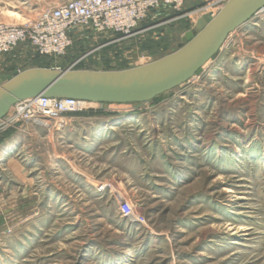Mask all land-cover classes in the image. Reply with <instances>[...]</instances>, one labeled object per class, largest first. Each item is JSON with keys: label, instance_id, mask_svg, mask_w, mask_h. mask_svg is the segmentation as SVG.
Wrapping results in <instances>:
<instances>
[{"label": "rangeland", "instance_id": "rangeland-1", "mask_svg": "<svg viewBox=\"0 0 264 264\" xmlns=\"http://www.w3.org/2000/svg\"><path fill=\"white\" fill-rule=\"evenodd\" d=\"M64 1L0 0V23ZM214 1L151 10L129 36L76 27L55 59L19 44L0 55V75L154 61ZM65 123L0 132V264H264L263 16L179 87L138 105H90Z\"/></svg>", "mask_w": 264, "mask_h": 264}, {"label": "water", "instance_id": "water-1", "mask_svg": "<svg viewBox=\"0 0 264 264\" xmlns=\"http://www.w3.org/2000/svg\"><path fill=\"white\" fill-rule=\"evenodd\" d=\"M264 0H224L215 15H202L178 47L160 58L123 70L34 67L0 75V120L18 102L42 97L98 105H138L198 76L228 36L255 21Z\"/></svg>", "mask_w": 264, "mask_h": 264}, {"label": "built area", "instance_id": "built-area-1", "mask_svg": "<svg viewBox=\"0 0 264 264\" xmlns=\"http://www.w3.org/2000/svg\"><path fill=\"white\" fill-rule=\"evenodd\" d=\"M183 1L68 0L59 6L39 11L20 25L0 23V55L11 52L19 44H28L38 56L55 59L63 56L71 45L69 35L76 27H88L96 33L129 36L149 11L164 7L179 12ZM223 1L215 0L211 7L216 8L217 12ZM216 12L209 11L208 15L213 16ZM256 16L264 18V7ZM90 104L73 99L42 97L24 100L13 105L4 119L0 120V132L13 128L18 122L60 130L66 125L67 115L80 113Z\"/></svg>", "mask_w": 264, "mask_h": 264}, {"label": "crops", "instance_id": "crops-1", "mask_svg": "<svg viewBox=\"0 0 264 264\" xmlns=\"http://www.w3.org/2000/svg\"><path fill=\"white\" fill-rule=\"evenodd\" d=\"M66 1H68V0H65L64 2H66ZM184 1H187V0H184ZM204 1H207V0H198V2H194L193 3V5H192V7H194V6H197L196 4L197 3H202V2H204ZM63 2V3H64ZM188 6H190V5H187L186 7H188ZM201 17V16H200ZM200 17H198L197 19H196V21H195V23L198 21V19L200 18ZM194 23V24H195ZM103 34H111V35H114V34H112V33H103ZM75 64V65H74ZM74 65V66H73ZM76 63L75 62H73V63H69L67 66H65V67H61V66H57V65H52V66H37V67H42V68H51V69H56V70H64V69H73V70H76V69H82V70H103V69H98V67H93V66H84V67H80V68H76ZM73 66V67H72ZM17 70V69H16ZM12 72H14V71H10L9 73H7V74H10V73H12ZM23 133L25 134V135H30L31 134V132H29L28 130H24L23 131Z\"/></svg>", "mask_w": 264, "mask_h": 264}, {"label": "bare ground", "instance_id": "bare-ground-1", "mask_svg": "<svg viewBox=\"0 0 264 264\" xmlns=\"http://www.w3.org/2000/svg\"><path fill=\"white\" fill-rule=\"evenodd\" d=\"M262 15H263V14H262ZM90 105H94V104L91 103Z\"/></svg>", "mask_w": 264, "mask_h": 264}]
</instances>
